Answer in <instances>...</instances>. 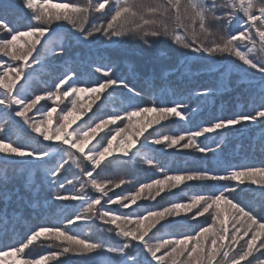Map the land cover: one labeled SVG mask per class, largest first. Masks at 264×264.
<instances>
[{
	"label": "snow or ice",
	"instance_id": "1",
	"mask_svg": "<svg viewBox=\"0 0 264 264\" xmlns=\"http://www.w3.org/2000/svg\"><path fill=\"white\" fill-rule=\"evenodd\" d=\"M133 41L172 62L139 88L114 75ZM200 71L213 83L185 81ZM240 84L230 114L197 119L201 101ZM173 117L178 133L162 123ZM256 150L264 0H0V264H264V160L232 162ZM192 153V168L162 159ZM139 162L162 178L139 180ZM23 172L25 191L9 190ZM120 173L133 179L107 178Z\"/></svg>",
	"mask_w": 264,
	"mask_h": 264
},
{
	"label": "trees",
	"instance_id": "2",
	"mask_svg": "<svg viewBox=\"0 0 264 264\" xmlns=\"http://www.w3.org/2000/svg\"><path fill=\"white\" fill-rule=\"evenodd\" d=\"M55 3H63L66 2V0H54ZM101 51H103V49H101ZM117 60V64L118 67L116 69V71L114 72V75H122V76H127L128 79L136 84L138 86V88L140 86H143L145 81H149L151 80V78H153L154 75L158 74L161 70V68H169L171 67V59H170V55L167 56L165 59L167 60L168 63H165L163 65L155 63L153 61L149 62L148 59L146 58V54L143 51V48L140 44V42H137L136 45L128 47L122 54L114 57ZM159 59H162L163 57L158 55ZM130 66H135V73L133 74L131 71V67ZM201 68V65L199 64H194L192 66V71L193 72H197L199 71ZM99 75V74H97ZM135 77V78H134ZM45 78H47L45 76ZM169 79L173 82H176L177 78L176 75H172L171 77H169ZM239 79L236 76H233V80H237ZM190 80L191 84L193 86H195L196 84H212L214 77L208 75L207 73L200 71V74L198 76H192V77H186L185 81L188 82ZM158 82V81H157ZM246 86L243 84H240L238 87L234 85V90H230V91H224L221 92L220 94H218L216 97L214 98H210L207 103H204L203 101H201V106H200V113L201 115L199 117H197V119H203V120H207L212 118L214 115H219L220 113V109L221 107H223L225 109V114H230L229 113V109H232L235 105H236V97L238 95V92L240 90H242L243 88H245ZM89 95H91L90 93H81L80 96H84V97H89ZM88 102V98L85 101H80L81 104H86ZM143 102H150V95L149 93L145 92L144 94V101ZM64 103H67V101H64ZM61 107H63V104H61ZM192 107H196L195 104H192ZM243 109V105L241 103V107L237 108V110H242ZM246 110V109H244ZM77 114L73 113V116L70 117V119L74 118ZM83 119H87V117H84ZM178 118H171L169 121H165L164 124H169L172 125V121L173 120H177ZM82 121H78V123H81ZM163 123V122H162ZM181 124V123H180ZM179 124V125H180ZM76 125H73V127H75ZM159 127V126H158ZM183 126H181V128L179 127H175L174 125H172V128L175 129V132H179L182 129ZM172 128H164L163 130L166 131L168 134H172ZM151 131V129H150ZM215 135V134H213ZM229 136H231L234 141L236 142H242L247 144L248 140H247V136L249 135L248 133H245L244 137H241L239 134L237 133H228ZM115 143V142H114ZM172 152H175V149L170 150ZM185 152H189L188 150H184ZM200 154L198 153H192L191 155H169L167 157H162V159L166 162L167 168L168 170L171 172L175 169H179V168H189L188 164L189 163H193L195 162L194 166H197V157ZM246 156V162L248 163H252V164H256L259 165L261 163L262 160H264V156H262L259 152V150L256 151H248L247 153L241 152L236 154L233 157L232 162L233 163H241L244 162L242 158H244ZM136 165H143V166H148L146 164H143L142 162H139L135 165H129V167H135ZM161 173H156L155 172V178H158L159 175ZM29 181V175L27 172H23L17 175H14L11 182L8 184V188L11 191L14 190H20L21 192L25 191V184ZM135 187V181L130 184L129 186H123L122 188L124 189H131ZM17 188V189H16ZM114 191L118 192L120 191V189H115ZM180 190H176L175 192H179ZM113 193H109V195H112ZM168 194L165 193L164 196H167ZM187 195H191V191L189 190L186 194ZM186 196L184 198H186ZM158 201H161L162 204H167L168 201L167 200H161V198L157 199ZM103 202V201H102ZM138 203H145L143 201H140ZM4 204L3 201L0 200V208H3ZM112 207H116L115 205H113ZM135 207V206H133ZM8 211L12 212V211H23L25 214V222H30L31 221V214H32V210L31 209H27V208H23L21 209L20 207H18L15 202H13L9 207H8ZM127 211V210H125ZM95 233H93L94 235ZM39 250H37L36 252H40L42 249L40 247H38ZM7 258V257H6ZM9 264H12V262H9Z\"/></svg>",
	"mask_w": 264,
	"mask_h": 264
},
{
	"label": "rangeland",
	"instance_id": "3",
	"mask_svg": "<svg viewBox=\"0 0 264 264\" xmlns=\"http://www.w3.org/2000/svg\"><path fill=\"white\" fill-rule=\"evenodd\" d=\"M15 3H19V0H14ZM138 41H133L131 46H134L137 44ZM166 43L168 44H171L170 41H167ZM129 46V47H131ZM173 48H175L176 46L175 45H171ZM165 51H167V49H165ZM145 53V52H144ZM170 55V54H169ZM167 56L163 57L162 59H159L158 58V52H153L152 54V58H151V61L155 62V63H158V64H165V63H168L167 60L165 59ZM88 97H84V96H81V101H85ZM44 103V102H42ZM152 114H147V116H151ZM147 118V117H146ZM171 119V118H170ZM164 123V122H163ZM181 124L180 125H174L175 127H179L181 128V126H183V122H180ZM158 127V126H157ZM164 131V130H163ZM165 133H167L166 131H164ZM190 151V150H188ZM195 162L193 163H189L188 166L189 168H192V167H195ZM129 167V166H128ZM131 169H133L134 173H135V176L141 180V181H146V180H150L152 178H155L154 176V173H155V169L152 168L151 166H143V165H136L135 167H129ZM124 177V178H127V179H133L132 175L130 174H127V173H120L119 175L117 174H108L107 178L108 179H119L121 177ZM158 178H162V174L159 175ZM135 180H133L134 182ZM130 184H125L123 186H129ZM17 189V188H16ZM115 190V189H114ZM178 189H175L173 191H176ZM180 190V189H179ZM165 194V193H164ZM163 194V195H164ZM159 198V197H158ZM157 198V199H158ZM161 202V201H160ZM23 209V208H21ZM95 235V234H94ZM115 242V241H114ZM39 250L38 247L35 248V252ZM6 260H8L9 262H12V259L13 258H10V257H7L5 258ZM61 259H71L73 261V264H76V262L79 260L78 257H61ZM52 264H57V262H52Z\"/></svg>",
	"mask_w": 264,
	"mask_h": 264
}]
</instances>
